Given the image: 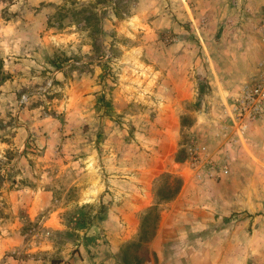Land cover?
<instances>
[{
  "label": "rangeland",
  "instance_id": "obj_1",
  "mask_svg": "<svg viewBox=\"0 0 264 264\" xmlns=\"http://www.w3.org/2000/svg\"><path fill=\"white\" fill-rule=\"evenodd\" d=\"M263 33L264 0H0V263L104 264L106 239L88 230L108 204L76 205L75 181L147 167L159 146L190 167L203 146L228 168L208 176L201 161L186 182L264 192V174L247 173L264 170V120L241 129L230 111ZM163 174L177 177L153 176L154 201L173 187ZM191 189V203L203 198ZM160 208L138 212L145 238ZM148 240L121 243L119 264L144 261Z\"/></svg>",
  "mask_w": 264,
  "mask_h": 264
},
{
  "label": "crops",
  "instance_id": "obj_2",
  "mask_svg": "<svg viewBox=\"0 0 264 264\" xmlns=\"http://www.w3.org/2000/svg\"><path fill=\"white\" fill-rule=\"evenodd\" d=\"M168 146H159L158 154L153 156L158 161L147 167L123 165L104 171L92 167L80 172L75 181L76 205L108 204L92 225L93 230H88L106 239L100 245L102 256L107 255L104 264H119L121 243L138 232V212L155 205L150 185L153 176L160 172L179 177L181 187L172 199L156 204L161 208L147 241L149 256L139 264H264V214L254 213L257 205L264 206V192H258L262 187L257 184L254 188L252 183V189L257 190L253 193L249 188L244 191L236 186L231 188L227 179L217 184H212V180L186 182L185 169L195 174L204 170L173 161L175 145L171 149ZM247 170L252 175L264 174V170L256 167ZM192 187L199 189L203 198L191 203ZM35 200L31 197L17 206L23 218L30 217L28 209ZM51 215L44 219L45 223ZM58 217L54 216L56 222Z\"/></svg>",
  "mask_w": 264,
  "mask_h": 264
},
{
  "label": "built area",
  "instance_id": "obj_3",
  "mask_svg": "<svg viewBox=\"0 0 264 264\" xmlns=\"http://www.w3.org/2000/svg\"><path fill=\"white\" fill-rule=\"evenodd\" d=\"M259 43L262 56L257 59L253 74L240 87L230 106L231 117L241 129L247 127L248 124L264 119V33L260 37ZM201 152L206 155L202 159L199 157ZM190 154L191 167L198 165L201 161L208 164V176H211L213 171L218 172L220 175L228 172L225 163L221 161L211 162V154L203 146L197 150H192V152L190 151Z\"/></svg>",
  "mask_w": 264,
  "mask_h": 264
},
{
  "label": "trees",
  "instance_id": "obj_4",
  "mask_svg": "<svg viewBox=\"0 0 264 264\" xmlns=\"http://www.w3.org/2000/svg\"><path fill=\"white\" fill-rule=\"evenodd\" d=\"M163 175L165 176V178L171 179V181L173 182V187L170 191L168 190L167 187H164V188H166V190H164V188H163V190L161 189V191H162L161 193H163V194L161 195L160 198L155 200V205H153V207H155L156 204H159L161 202H165V201L172 199V197L175 195V193L177 192V190L180 186V179L178 177H171L168 174H163ZM151 209H149V210H151ZM148 211H147V213H148ZM145 223H147V218L142 217L141 222H140V226H139V230H138V234H139L140 239H146V238L148 239V237L145 238V236H144L145 231H143V229H142V226H144Z\"/></svg>",
  "mask_w": 264,
  "mask_h": 264
}]
</instances>
